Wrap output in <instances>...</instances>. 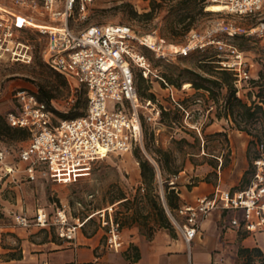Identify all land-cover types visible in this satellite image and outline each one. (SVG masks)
I'll use <instances>...</instances> for the list:
<instances>
[{
    "label": "rangeland",
    "instance_id": "374dc122",
    "mask_svg": "<svg viewBox=\"0 0 264 264\" xmlns=\"http://www.w3.org/2000/svg\"><path fill=\"white\" fill-rule=\"evenodd\" d=\"M187 2L94 0L88 6L84 19H77L76 13L69 19V26L75 31L91 24L122 23L130 26L138 36L151 34L169 44L172 55L168 58H156L149 48L139 47L149 60L152 73L147 80L137 76L136 85L142 94L141 100L152 94L153 98L165 105L166 110H170L171 121L161 119L154 125L143 123V148L134 147L125 152L109 153L102 159L94 161L87 175L70 182L54 180L48 174H35L30 178L21 171L15 176L0 180V197L9 204H18V208L12 207L11 211L0 204V264H18L25 239L40 243L49 238L52 240L62 238L58 236V225L55 223H49L45 227H38L32 223L28 226L17 225L13 220V211H19L20 205L28 217L32 216L37 207L43 208L48 213L50 222L54 220L57 210L64 211L68 224L74 223L76 218L81 221L90 217L80 227V232L90 236L99 231L95 256L123 254L132 261L131 245L134 235L148 242L158 232L163 231L165 248L173 246L176 249L181 245L185 255L188 253L192 255V251L194 253L200 248L221 253L220 257L214 255L217 257L214 261L218 264H227L223 260L224 256L230 260L234 258L233 264L260 263L261 259L253 252L250 255L241 252L242 246L239 244H236L235 248L225 246L222 237L225 223L222 218L215 219L216 216L211 213L209 217H213L212 222L217 228V233L207 241L205 236L211 233V227L203 223L200 238H195L190 248H187L174 226L170 225L168 229L157 227L160 215H156V211L145 198L139 200V197H135L149 189L141 179L135 155L147 159L155 166V179L149 194H154L160 202V196L168 189L171 179L175 181L178 191L179 187L183 191L191 190L192 186L198 185V181L215 184L219 180L220 186L229 190L245 187L255 171L252 160L259 152L257 143L264 142V118L260 111H254L251 122H241L240 128L244 130L237 129L230 119L222 116L224 89L217 96L218 101L215 103L206 91L196 90L191 86L189 80L195 78L196 73L203 74L197 67L201 60L206 56L217 59L216 51L211 45L194 50L186 57L175 55L178 45L186 42V33L189 30L202 33L207 26L216 21L228 22L248 32L238 34L228 39V42L244 52L250 76L257 79L259 71H264V31L249 32H254L253 30L264 22V4L255 14L240 16L225 10H206L208 0H204L202 11L198 10L195 3ZM0 3L7 8L12 6L11 0H0ZM37 11L32 13L35 21L47 23L46 16L40 14L39 9ZM186 22L190 24L185 32L182 29ZM22 36L34 45L33 55L28 63L0 60V113L5 114L14 108L13 95L15 90L20 88L31 89L36 94L40 91L51 94L55 108L59 114H64L55 113L58 117H74L77 116L74 114L84 111L86 107L84 89L70 87L63 76L42 61L40 48L44 39L38 36L37 29L29 27ZM204 69L216 75L214 71L209 70L210 68ZM203 75L209 76L207 73ZM157 77L165 80V87ZM185 82L189 83L186 87ZM166 84L173 88L175 98L180 103L179 107L171 102ZM257 91L258 87L249 81L244 88L236 91V96L249 104ZM76 99L78 105L72 107ZM217 113L220 114L218 118ZM213 123L215 125H212ZM27 137L28 135L21 140H0V149L4 150L7 161H17L18 151L26 144ZM194 190L199 192V189ZM121 195L130 198L128 203L130 209L119 203L118 197ZM180 201L179 197V203ZM5 204L8 206V203ZM103 215L106 218L110 215L118 224L124 244L117 252L105 245L106 230L101 225ZM228 217L230 214L227 219ZM149 227H155L151 238H148L146 233ZM78 233L77 230L76 235ZM256 237L264 241V235ZM261 254L264 257V253Z\"/></svg>",
    "mask_w": 264,
    "mask_h": 264
},
{
    "label": "built area",
    "instance_id": "2783aa9c",
    "mask_svg": "<svg viewBox=\"0 0 264 264\" xmlns=\"http://www.w3.org/2000/svg\"><path fill=\"white\" fill-rule=\"evenodd\" d=\"M93 1L11 0L8 11H0V60L31 61L34 45L22 33L32 26L19 25L17 14L31 21L34 20L32 13L39 9V13L46 16L43 22H47L36 28L38 36L44 39L40 48L42 61L63 76L70 87H83L86 91L83 113L61 118L45 101L37 98L35 91L15 90L14 108L5 113V120L12 127L27 130L28 137L18 151L16 162L6 161L4 150L0 149V180L21 171L30 178L35 174H48L54 180L70 182L87 175L91 164L109 153L129 151L135 146L143 148V123L158 122L160 109L165 105L156 98L139 99L134 74L138 71L147 79L152 73L140 46L149 48L156 58H168L172 55L169 44L156 37L146 42L143 36L136 35L130 26L122 23L91 24L73 30L69 19L74 13L77 19H84ZM208 1L221 3L223 10L240 16L255 14L264 4V0ZM253 31L249 33L264 31V22ZM243 33L248 32L223 21L210 24L202 33L191 29L175 55L186 56L211 45L216 51V62L232 73L238 92L251 76L244 52L228 39ZM157 78L165 87V80ZM167 87L171 102L180 106L173 88ZM51 104L56 107L54 100ZM257 149L258 156L253 160L255 171L243 188L224 189L217 181L208 193L196 196L192 203H179L173 210L165 205L161 194L165 211L187 248L213 211H218L225 225L238 233L253 236L264 232V142H258ZM169 184L174 185L175 181L171 179ZM87 219L76 218L74 223L68 224L64 211L57 210L50 222L48 213L41 207L30 217L22 211L13 213V220L19 226L57 224L58 236L66 240L74 239ZM101 225L106 230V247L119 251L124 240L117 222L110 215L107 218L103 215ZM186 264H193L190 256Z\"/></svg>",
    "mask_w": 264,
    "mask_h": 264
},
{
    "label": "crops",
    "instance_id": "0c3cea01",
    "mask_svg": "<svg viewBox=\"0 0 264 264\" xmlns=\"http://www.w3.org/2000/svg\"><path fill=\"white\" fill-rule=\"evenodd\" d=\"M212 125H215V123ZM17 172L18 171L14 172L13 176H15ZM198 182V185L192 186L191 190L185 189V191H183L181 187H179V196L181 198L180 203H192L196 196L208 193L214 186L212 183H206L203 181ZM182 187L184 188V186ZM194 189H199V192H195ZM5 203H8V206ZM0 204L4 206L3 208L9 209V211L13 210L12 207L18 208V204H9V202L2 197H0ZM19 209L20 210L17 212H23L22 205H20ZM14 212L15 211H13V213ZM24 213L26 214V212ZM212 214L216 216L215 219H220L218 211H214ZM212 221L213 217H208L203 222L211 227V233L205 236L207 241L210 240L211 236L217 233V228ZM223 228L222 237L227 248H235L236 244H239L242 247H258L261 252L264 253V241H261L258 239L259 237H256V235H264V232H259L252 236L238 233L226 225H224ZM78 231L79 233L73 240H65L62 238L52 240L49 238L40 243L28 241L27 239L23 240L22 257L18 261V264H186L188 256L191 257L193 264H218L214 261V259L217 258L214 257V255L216 254L220 257L221 254L218 252H212V250L206 251L198 248L194 253L192 251V255L189 253L185 255L183 252V246L181 245L177 246L176 249H174L173 246H167L165 248V232L160 231L151 241L148 242H145L143 238L136 235L132 237V245L136 246L139 254V258L136 261H130V258L125 255H116L115 253L95 256L94 251L98 244L99 231L90 236L83 235L82 232H80V228H78ZM200 235L201 230L200 234L195 238L199 239ZM165 249H167L166 255ZM223 260L227 264L234 263V258L230 260L228 257L224 256Z\"/></svg>",
    "mask_w": 264,
    "mask_h": 264
},
{
    "label": "trees",
    "instance_id": "16d2710c",
    "mask_svg": "<svg viewBox=\"0 0 264 264\" xmlns=\"http://www.w3.org/2000/svg\"><path fill=\"white\" fill-rule=\"evenodd\" d=\"M165 1L171 2L172 0H165ZM186 1H188L187 4H190L191 2L195 3L196 6L198 7V10L202 11V8L204 6V0H186ZM170 5H175V4H170ZM189 24H190L189 22H186L182 30L186 32L189 28ZM189 54H187L186 56H188ZM186 56H180V57H186ZM216 61L217 59H214L210 56H206L204 59H202L200 64L197 65V67L200 69L201 72H203V74L207 73L209 76L196 73V77L189 80L191 86L196 90L201 89L206 91L209 98H211L212 101L215 103H217L218 101L217 96H219L221 91L224 89L225 93L222 94V100H223L222 116H224L226 119H230L233 122V124L237 127V129L244 130L243 128H240L241 122L242 121L251 122L254 117L255 110L260 111V113L262 114V118H264V71L262 70L259 71L257 79H253V78L249 79V81L253 83V85H256L258 87V91L255 94V97L250 100V103L247 104L240 97L236 96L237 89L233 83L232 73L224 68H221L219 65H217L218 63ZM204 67L210 68L209 70L214 71L216 75L206 72ZM137 76L145 80L149 78L146 79L142 77V75L138 71H135L134 82L137 90V95L140 99L142 94L137 89V85H136ZM84 92L86 93L85 89ZM36 96L38 99L45 101L54 113L56 114L60 113L51 104V101L53 100V96L51 94H46V92L40 91L39 93L36 94ZM148 96L149 97L147 99H151V100L155 99L153 98L152 94H148ZM84 104L86 105V103ZM77 105H78V99L75 100V102L72 104V107H76ZM237 108H239L240 110H237ZM169 111L170 110H166L165 108L161 107L158 122H160L161 119L165 120L166 122L171 121V117L169 116L170 113ZM82 113L83 111H81L78 114L76 113L74 115H79ZM59 115H64V114H59ZM216 117L217 118L220 117V114L217 113ZM26 135H28L27 130L23 128L10 126L5 120V114L0 113V140H4V139L21 140ZM256 137L259 138L258 135ZM257 156L258 155H256L254 158H256ZM135 157L138 161L141 179L143 183H145L149 188L142 195L135 197H139V200L145 198L146 201L156 211V215H160L157 221V227L168 229L169 226L170 225L173 226V224L171 223L165 211L162 198L159 202L154 194H149V190L152 187V184L154 183V179H155V166L149 163L147 159L142 158L139 155H135ZM167 185L168 184H166V186ZM167 187L168 189L165 190V193L163 194V199L165 201V205L170 210H173L179 205V194H178L179 191L175 189L176 187L175 184L174 185L169 184V186ZM118 200H120L119 203L125 206L126 209L131 208L128 206V203H130V198L126 197L125 195H121L118 197ZM154 231H155V227L148 228V231L146 232L148 238H151V235ZM131 249L133 250L132 260L136 261L139 258L137 248L135 245H131ZM240 251L241 252L243 251L248 255H250V253L253 252L256 256H258L261 259L259 264H264V257H262L261 250L258 247H251V248L242 247L240 248Z\"/></svg>",
    "mask_w": 264,
    "mask_h": 264
},
{
    "label": "bare ground",
    "instance_id": "6f19581e",
    "mask_svg": "<svg viewBox=\"0 0 264 264\" xmlns=\"http://www.w3.org/2000/svg\"><path fill=\"white\" fill-rule=\"evenodd\" d=\"M223 8H224L223 5L221 3H218V2H209V3L206 4V7H205L206 10H210V11H221V10H223ZM0 11H3V12L6 11L7 12L8 8L0 3ZM17 23L19 25H21V26H23L24 24H28V25H30L32 27H35V28L40 27V26L43 25V23L35 21V19L31 20V21L27 20V19H24L19 14H17ZM142 36H143V38L145 39L146 42H149V41L154 39V36L151 35V34H146V35H142ZM188 85H189L188 82L184 83V87H186ZM101 151H104V150L101 149ZM90 215L92 216L93 213H91Z\"/></svg>",
    "mask_w": 264,
    "mask_h": 264
}]
</instances>
